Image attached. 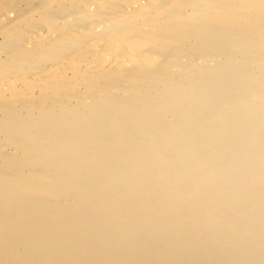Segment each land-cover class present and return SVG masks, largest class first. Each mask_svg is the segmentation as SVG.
Returning <instances> with one entry per match:
<instances>
[{
	"label": "bare ground",
	"instance_id": "bare-ground-1",
	"mask_svg": "<svg viewBox=\"0 0 264 264\" xmlns=\"http://www.w3.org/2000/svg\"><path fill=\"white\" fill-rule=\"evenodd\" d=\"M0 264H264V0H0Z\"/></svg>",
	"mask_w": 264,
	"mask_h": 264
}]
</instances>
